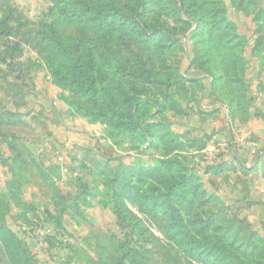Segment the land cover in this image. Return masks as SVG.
I'll return each mask as SVG.
<instances>
[{"label":"rangeland","instance_id":"374dc122","mask_svg":"<svg viewBox=\"0 0 264 264\" xmlns=\"http://www.w3.org/2000/svg\"><path fill=\"white\" fill-rule=\"evenodd\" d=\"M262 207L264 0H0V264H264Z\"/></svg>","mask_w":264,"mask_h":264},{"label":"crops","instance_id":"0c3cea01","mask_svg":"<svg viewBox=\"0 0 264 264\" xmlns=\"http://www.w3.org/2000/svg\"><path fill=\"white\" fill-rule=\"evenodd\" d=\"M263 209H264V207H262ZM258 213V212H257ZM263 214H264V210H263ZM259 218H264V215H261ZM256 219H258V217L256 216V218H255V221H256Z\"/></svg>","mask_w":264,"mask_h":264}]
</instances>
